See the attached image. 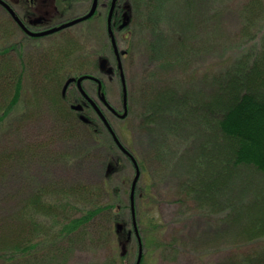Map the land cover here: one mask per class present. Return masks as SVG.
<instances>
[{
  "label": "rangeland",
  "instance_id": "rangeland-1",
  "mask_svg": "<svg viewBox=\"0 0 264 264\" xmlns=\"http://www.w3.org/2000/svg\"><path fill=\"white\" fill-rule=\"evenodd\" d=\"M7 1L18 16L22 15L21 0ZM170 1L152 0L144 8L138 7L136 0H122L130 8L129 27L134 34L132 37L130 30H125L129 35L124 42V31L118 32L119 48L129 47L125 67L130 80L131 112L122 123L112 120L111 134L140 169L134 208L144 243V264H216L240 256L252 244L264 247V240L249 241L235 235L236 227L228 220L243 206L264 204V173L237 170V176L213 202L180 204L183 184L193 175L210 176V167H215L213 160L207 163L210 156L203 154L201 147L210 148L215 115L206 116V124L200 122V111L192 112L190 120L176 112L150 115V102L168 87L180 96L193 95L192 102L213 101L215 81L220 76L233 71L245 57L264 53V0L253 7L255 0H195L191 11L179 0V5L170 10ZM88 4V0H78L72 14L83 12ZM177 19L181 20L179 25ZM175 29L186 39L184 50L171 43ZM88 30H94L91 48L86 46ZM105 33L102 24H83L72 29V46L55 37L42 42V51L31 50L21 42V32L0 6V50L10 47L0 55V108L13 92L10 76L23 66L19 104L0 123V236L4 232L12 237L21 226L26 228L14 211L27 204L38 190L47 194L49 201L62 191L75 193L66 201L82 208L88 203H118L122 226L133 231L132 162L108 132L93 133L71 111H64L70 109L68 101L76 98L74 91L64 99L60 97L68 76L90 70L105 80L108 94L113 102L118 101L119 84L100 73L96 64L97 57L106 56L113 65ZM88 87L92 90L91 85ZM53 95L59 98L55 103ZM112 160L115 167L107 174V164ZM194 160L203 166L199 169L193 165ZM80 189L91 195L78 193ZM153 224L159 226L158 231H151ZM96 227L107 239L105 244L101 240L92 243L87 233L76 237L75 250L68 254L66 264H112L114 256H119L116 238L112 245L107 217L99 218L92 225ZM92 228L93 236L98 238ZM156 243H164L165 247ZM127 248L128 256L121 263L134 264V234ZM37 263L47 264V260L43 257Z\"/></svg>",
  "mask_w": 264,
  "mask_h": 264
},
{
  "label": "trees",
  "instance_id": "trees-1",
  "mask_svg": "<svg viewBox=\"0 0 264 264\" xmlns=\"http://www.w3.org/2000/svg\"><path fill=\"white\" fill-rule=\"evenodd\" d=\"M151 1L136 0V3L138 7L143 5L145 8ZM179 1L183 2L190 11L195 3V0ZM258 2V0L252 2L251 7L255 3L256 6H259ZM169 4L170 10L179 5L176 0L170 1ZM126 12L130 16L128 5ZM180 21L177 19L176 24ZM177 27L180 29V26ZM174 33L176 36L172 33L171 43H177L176 48L184 50L186 39L180 37L177 29L174 30ZM9 49L0 50V55H4V52ZM256 54L253 53L250 57L240 60V64H237L233 71L224 73L215 81L216 95L214 100L208 104L198 103L196 100L192 102L193 95L182 94L183 96H180L175 93L172 87L157 92L152 98L150 115L158 112H167L168 114L176 112L184 114V116L187 115L190 120L192 112L200 111L202 115L200 122L204 124H206V116L215 115V120L211 125L213 126L212 138L209 136L210 142L212 141L210 148L206 149L204 145L201 146L205 151L203 154L210 156L207 163L213 160L215 167H210L213 169L210 176L201 178L199 175H193L183 184L182 195L178 198L180 204L187 201L213 202L217 194L226 189L230 179L238 174L237 170L248 169L252 173H264V53L259 56ZM20 68L19 73L14 70L12 78L10 76L13 81V92L9 101L4 104L5 106L0 108V123L19 104L23 66ZM60 97L62 98L61 94ZM52 100L55 103L59 98L54 99L53 95ZM179 109L181 111L177 112ZM64 111L69 112L68 109H64ZM193 165H198L199 169L203 166L200 161H195ZM114 167L115 162L112 160L107 164V174ZM199 169L198 171H200ZM78 193L91 195L84 189H80ZM74 194L62 191L56 198H53V201H49L46 198L47 194L38 190L27 204L14 211L17 219L24 223L26 228L21 226L19 232L14 233L12 237L8 236L9 233L2 232L0 236V264H38L37 262L41 261L43 257L46 258L47 264H66L65 260L68 258V254L71 250H75L78 238L84 233L93 238L92 243L96 244L101 240V243L105 244L107 239L99 235L98 227L92 228V225L103 216H106L110 223V232L113 236L112 245L117 239L116 246L120 251L119 256H114L112 264H122L123 257L127 258L128 256L127 247L131 236L124 226L117 227V224L121 223L118 216L119 204L91 206V203H88V206L84 208L77 207L75 203L70 205L66 201L67 197ZM259 203L261 202L243 206L239 210L241 212L229 217L228 220L232 226L236 227L235 235H242L249 241L264 240V206L262 207ZM231 205L235 206L233 202ZM91 228L98 238L93 236ZM158 229L159 226L156 224L151 227L153 232ZM0 230L2 231L3 228ZM141 240L144 246L142 237ZM252 245L254 246V244ZM252 245L240 256H230L216 264H264V247H253ZM156 246L165 247V244L156 243ZM144 257L143 252L141 264H144Z\"/></svg>",
  "mask_w": 264,
  "mask_h": 264
},
{
  "label": "flooded vegetation",
  "instance_id": "flooded-vegetation-1",
  "mask_svg": "<svg viewBox=\"0 0 264 264\" xmlns=\"http://www.w3.org/2000/svg\"><path fill=\"white\" fill-rule=\"evenodd\" d=\"M4 1L13 9V6L8 3L7 0ZM79 1L81 2L83 0ZM112 1L113 0H97L95 12L90 18L42 36L36 35L49 32L52 29L66 25L75 19L85 16L92 8L93 0H88L89 4L83 12L75 14H72V10L78 0H21L23 9L22 15L18 16L17 12L13 9L21 25L4 7L2 8L21 32V42L26 44L28 49L35 51H42V42L50 38L54 39L55 37L61 39L64 45L72 46L74 38L69 35L70 33L72 34L73 28L83 24H102L103 28L106 30V40L110 43L113 65L111 66L109 64V58L106 56H102L101 58L97 57V69L100 73H105L108 79H112L117 85L119 84L120 92L118 101L113 102V99L108 94V86L105 80L101 78L100 75L94 74V72H91L90 70L77 73L78 75L68 76L65 85L63 84L64 86H62L61 95L63 98H66L72 91H74L76 98L68 101L72 114L82 125L89 127L91 132H108L117 146V143L111 134V130H114L112 120L122 123L126 121L131 112L130 91L128 87L130 80L125 67V59L129 55V47L124 49L119 48L121 38H118V32L124 31L122 41L126 42L129 35L128 30H130L129 24L131 23V17L129 14L127 16L128 12H126V7L123 5L122 0H114V9L110 24L116 45L115 50L111 43V37L108 30V17ZM125 30L128 32H125ZM130 32L133 37V32L131 30ZM83 35L81 34V37ZM93 36L94 30H88V39L86 42L87 47H92L94 41ZM75 51L76 49L72 52L69 51V54H72ZM82 60L83 64L86 65V59L84 58ZM80 78H82V80L78 86L77 80ZM70 79L72 81H69ZM88 84L92 86V90L88 87ZM107 125H109L111 130ZM118 149L131 161L128 154L123 152L119 147Z\"/></svg>",
  "mask_w": 264,
  "mask_h": 264
},
{
  "label": "water",
  "instance_id": "water-1",
  "mask_svg": "<svg viewBox=\"0 0 264 264\" xmlns=\"http://www.w3.org/2000/svg\"><path fill=\"white\" fill-rule=\"evenodd\" d=\"M0 5L2 7H4L9 12V14L11 16H13L16 19V21L21 25L19 19L15 15V12L13 11V9L5 1L0 0ZM96 5H97V0H93V6H92V8L90 9V11L85 16H83L81 18H78V19H75V20L67 23L66 25H62V26H60L58 28L52 29L49 32L37 34L36 36H42V35H45V34H48V33H52L54 31H57V30H59L61 28L66 27V26H72L74 24H77V23H79V22H81L83 20H86V19L90 18L94 14V12H95ZM113 9H114V0L112 1L111 9H110V12H109V17H108V30H109V34H110V37H111V43H112L114 49L116 50V45H115V41L113 39V33L111 31V24H110V22H111V16H112V13H113ZM103 64H104V62H103ZM119 68H120V66H119ZM81 80H82V78H80V79L77 80V85L78 86H79ZM69 81H72V80L70 79ZM105 123L107 124L106 121H105ZM107 126L109 127V125H107ZM109 129H110V127H109ZM115 142L117 143V145L119 146V148L123 152H125L126 154L129 155V153L120 145V143L116 139H115ZM129 157L131 158L132 163H133V165L135 167V175L133 177V180H132V183H131V189H130V210H131L132 228H133L134 235L137 238V242H138V255H137V259H136L135 264H140L141 259H142V244H141V240H140V237H139L138 228H137V225H136L135 210H134V191H135L136 183H137V181L139 179V176H140V172H139L138 166H137L135 160L133 159V157L131 155H129ZM117 227L118 228H122V225L118 224Z\"/></svg>",
  "mask_w": 264,
  "mask_h": 264
}]
</instances>
